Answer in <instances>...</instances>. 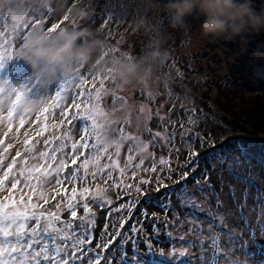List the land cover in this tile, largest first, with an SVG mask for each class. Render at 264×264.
Instances as JSON below:
<instances>
[{"label":"snow or ice","instance_id":"snow-or-ice-1","mask_svg":"<svg viewBox=\"0 0 264 264\" xmlns=\"http://www.w3.org/2000/svg\"><path fill=\"white\" fill-rule=\"evenodd\" d=\"M19 8L20 5L17 4L16 10L0 14V264H113L114 257H118L122 264H133V261L135 264H145L143 253L139 258H129L124 245L131 243V248L139 252L136 234L141 233L149 251L154 252L151 240L142 227L133 226L131 236L122 235L119 229L124 228L127 219L121 220L118 228L113 224L117 230L114 235L109 233L111 239L106 243L98 242L93 247V232L97 225V214L93 205L104 208L113 204V200L107 197L108 188L130 189L145 198L150 193L145 191L142 185L156 184V193H160L161 188H169L160 178V174L173 171L170 159L159 158L158 164L161 167L158 168L154 153L149 151L150 146L160 144L161 141L157 138L161 137V132L157 131L153 135L152 129L145 126L144 131L150 137L149 141L145 142L131 132V119L125 121L129 128L126 132L121 126L125 122L112 118L103 107L102 96V93H108L105 82L114 80L111 76L96 78L90 74L85 75L82 72V69H85L83 67L75 77L78 81L75 94L62 82H57L52 87L42 86L33 75L31 67L15 55L18 47L15 41H19V45L22 44L27 33L36 25L50 24L44 27L45 30L55 31L69 20L65 16L52 23L47 14L41 13L40 18L32 15L29 22L19 24L18 28H15L19 23ZM53 11L49 5L47 13ZM72 24L75 26L76 21ZM92 81H98V84ZM89 85L90 90H86ZM57 110L61 116L59 121L54 119ZM139 111L144 113L145 109L141 107ZM155 119L167 123L164 117L158 114ZM190 122L195 123L191 120ZM22 129H25L23 138ZM76 129L80 132L78 137L74 136ZM187 131H182V138L203 140L196 133L188 137ZM33 133L40 139H35ZM169 136L174 142L176 133L170 132ZM164 143H168L167 138ZM41 145L42 147L38 148ZM191 146L189 143L188 147ZM12 149L15 151H10ZM122 149L127 153L123 166L120 160ZM176 151L180 150L177 148ZM191 155L198 157L199 153L192 151ZM219 155L221 166L227 167L229 174L235 179L254 188L259 187L246 173L241 174L226 165L223 156L227 153ZM146 160L150 167H143ZM261 164L264 165V160H261ZM141 171L157 175L155 179L144 178L140 175ZM192 171H195V168ZM114 173H118L117 178H114ZM188 175V172H184L180 180H187ZM126 177L136 180L135 185L126 183ZM204 177L203 184L196 182L195 190L177 180L175 183L180 185L179 189L165 191L162 195L169 197V202L165 204L161 201L160 206L171 208L170 197L174 194L182 207L187 206L190 210L203 212L202 205L196 200V194L210 192L218 207H223L207 172H204ZM98 180H102L103 184H94ZM217 180L223 183L219 174ZM124 194L132 196L134 201L127 207L135 209L140 200L132 195L131 191H125ZM230 199L239 203L235 195ZM50 200L55 203L46 207ZM125 207L126 205L121 204L115 210L119 212ZM142 214L148 215L147 212ZM131 215L129 211L128 217ZM240 215L244 217L243 212ZM164 220L167 223V217ZM152 226L154 232L159 233L155 224ZM107 227L108 225L104 224V228ZM217 227L224 229L221 223H218ZM204 231L199 227L201 236L194 240L180 236L182 245L187 247L183 248L176 258L186 256L187 248L195 245L200 247L202 253L199 264H222V260H226L227 264H243L242 261L232 260L226 253L221 252V239L212 231L211 226L207 229L210 239L202 236ZM225 231L229 247L242 251L243 238L240 233H233L230 229ZM188 232H193V228L190 227ZM104 234L101 232L100 236L103 237ZM167 235L172 237L173 234L168 232ZM117 237H120L119 241ZM156 238L159 240V236ZM114 242L119 247H112ZM152 264L165 262L153 261ZM167 264H172V261H167ZM182 264H192V259H186Z\"/></svg>","mask_w":264,"mask_h":264},{"label":"rangeland","instance_id":"rangeland-1","mask_svg":"<svg viewBox=\"0 0 264 264\" xmlns=\"http://www.w3.org/2000/svg\"><path fill=\"white\" fill-rule=\"evenodd\" d=\"M68 2L71 5L75 0H68ZM128 3L129 0H80L78 6L82 9L83 14L77 19L75 26L81 29L90 28L94 31L101 29V35L110 41L116 53L126 54L130 58L139 56L149 45L156 47L159 46V42H163V47L170 53V59L166 66H171L174 76L173 82L168 88L165 89L161 87L158 92L149 96V93L143 88H129L122 85L117 80L109 79L105 82L108 93H102V96L103 107L109 112L112 118L122 122L131 119L133 125L131 132L134 135L140 136L145 142H148L150 139L148 133L144 131L145 126L152 129L153 135L157 131L161 132V137L157 138L161 141L160 144L154 147L150 146L149 151L154 153L158 168L161 167L158 164L159 158L164 157L170 159L173 171L160 174V178L163 182L169 185L167 190L161 188V192L156 193V184L150 183L148 185H142L144 190L150 193L147 198L130 189L108 188L107 197L113 200V204L106 205L104 208L93 205V209L97 214V225L93 232V247L98 242L106 243L108 239H111L109 233L114 235L117 230L113 227V224L115 223L118 228L119 222L127 219L124 228L119 229L122 235L126 234L131 236V228L133 226H138L142 227L150 238H153L156 232H154L152 225L155 224V227L159 229L158 234L168 239V242L166 241L162 248L156 244L152 247L156 249L155 252L158 255L165 253V257L169 258V260H176L173 264H182L184 260L189 258L192 259V264H199V257L202 255L199 246L194 245L188 247L186 256H180L178 259L176 258L179 256V252L187 247V245H182L179 237L186 236L189 240L197 239L201 236L199 227H202L205 230L202 236L210 239L207 229L211 226L212 231L221 239L220 248L222 253H226L232 260L242 261L243 264H264V197L261 198L258 194L257 203H255V201L253 202L255 205L242 202V197L244 200H247L246 194H248V187H250V185L236 180L229 174L228 168L221 166V158H210L213 153H218L220 150H210L204 157L201 154H199L198 157H193L191 155L192 151L199 152L202 148H206L207 144L211 147V141L205 143L201 134L193 130L194 123H191L190 120L195 121L198 113L201 112L199 106L202 100L196 97V94H194L195 90H193L194 87L188 84V80L192 79V77V80L196 78L197 82L195 81L194 85H197L198 90L201 92L207 90V85L211 87V83L214 82L213 76L218 73H220L219 79L225 83L227 82L226 85L232 84L231 80L225 81L226 79H224L222 74L230 70L231 64L229 60H234L236 56L227 55L225 47L222 49L217 47L221 42L219 39L226 43L228 39L227 36L221 35V38L215 37L217 41L212 39L214 47L217 49L213 51L212 49L215 48H212L210 51L208 49V42L211 41V39H209L211 35L205 37L199 32L200 26L205 18L201 15H195L194 17L187 16L185 17V21L188 27L175 28L176 26L173 25L168 13L163 8L167 0H160V9L155 11L149 10L145 14L144 26L134 29L132 27L134 13L128 6ZM52 8L54 10V6H52ZM41 13L47 14L52 23H56L63 18V16L58 14L55 10L52 13H47V8L43 9ZM41 13L36 16L40 18ZM67 24H69V22H66L64 25ZM47 26H50V24L44 25V27ZM255 32L256 31H253V34ZM9 33L11 34V29H9ZM15 43L19 47V41H15ZM190 47H192L193 51L187 53L188 61L185 62L183 58H185L186 50ZM228 57H232V59H228ZM211 62L214 64L213 67H211ZM256 68L260 71L258 62H256ZM82 72H84L85 75H93L87 66H85V69H82ZM260 72H264V67ZM208 80L209 82L206 83ZM92 82L98 84V81ZM77 83L78 81L74 78L71 84H66V86L72 90V94H75L77 91ZM54 85L55 84L50 87ZM213 89L216 91L217 85L213 87ZM86 90H90V85ZM241 90H244L245 96L247 97L255 95L264 97V83L249 85ZM261 103L263 104L262 110L264 112V100L261 101ZM141 107L145 109L144 113H140L139 110ZM157 114L164 117L167 123L157 121L155 119ZM149 117H151V119H149ZM54 119L56 121L61 119L58 110ZM49 122H51V120ZM121 126L124 127L126 132L129 130L126 122L122 123ZM65 127H67V125H65ZM25 128L27 129L28 125H26ZM183 130H188V137H191L192 133H196L197 136L203 138V140L201 141L199 138L191 140L182 138L181 133ZM24 131L25 129L21 130V138H23L22 133ZM173 131L176 133L174 142L169 136V133ZM79 134L80 132L78 129L74 130L75 137H78ZM33 136L35 139H40L39 137H35L34 133ZM165 138L168 139L167 144L164 143ZM189 143L192 145L191 148L188 147ZM40 147H42V145L38 146V148ZM177 148L180 150L179 152L176 151ZM10 151L14 152L15 149ZM126 155V150L122 149L120 156L121 166H123L126 161ZM248 158L250 159L248 162L234 161V168L232 169L236 172L240 171L241 174L246 173L247 176H250L253 173L252 168L249 167V164H252L250 163L252 159L250 157ZM223 160L225 163L228 162L227 155L223 156ZM255 164L257 165V163ZM150 166L151 165L146 160L143 167ZM222 167L225 169L221 170ZM175 168L178 170L176 171ZM193 168H195V171H192ZM184 172L189 173L188 178L187 180H180ZM204 172L208 173V179L219 196V187L225 191L224 193L226 195L223 194L224 196L220 197L221 200L224 201L222 202L223 207H218L215 198L210 192H197L196 194V200L202 205L204 209L203 212L199 210H190L187 206L182 207L174 194L170 197L171 208L165 209L160 206L161 201L165 204L169 202V197L162 195L165 191L171 192L174 188L179 189L180 185L175 183L177 180H180V184L186 183L190 189L195 190L194 186L197 181L201 184L205 182ZM209 172L211 173L209 174ZM217 174L222 177V184L217 180ZM140 175L144 178L155 179L157 174L151 172L144 173L141 171ZM117 176L118 173H114V178H117ZM130 176L131 173L129 172L128 177ZM128 177L125 178V182L135 185L136 180ZM193 177H195V179H193ZM257 180L264 186V174L257 177ZM95 183L103 184V181L98 180L95 181L94 184ZM109 184H111V181H109ZM233 185H237V189H235ZM80 186L83 185H78V187ZM229 186L235 189L230 196L227 191V187ZM68 187L70 188L71 185H68ZM125 191H131L132 195L140 200V203L136 205L135 209H129L127 207L128 204L134 201L132 200V196L124 194ZM227 195L229 197H227ZM233 195H235L236 201L239 203L230 199ZM121 198H123V200L118 202ZM54 203L55 201L50 200L49 205H46V207H50ZM121 204L126 205V207L121 208L120 211L117 212L115 209L119 208ZM129 211L132 213L131 217H128ZM143 212H147L148 215L144 216L142 214ZM241 212L244 213L243 218L240 215ZM153 213L155 216H153ZM156 217L160 219L157 220ZM165 217H167V223H165ZM218 223L223 224L224 229L217 227ZM104 224L108 225L107 229L104 228ZM181 225L183 226L180 227ZM190 227L193 228V232L191 233L188 232ZM225 229H230L233 233H240L243 238L242 251H235L233 247H229L227 243L228 236ZM101 232L105 233L103 237L100 236ZM168 232L173 234L172 237H168ZM141 236V233L136 234L139 252L131 248V243L124 245V249L128 253L129 258L133 256L139 258L141 253H143L145 264H152L149 258L154 253L145 249L148 247L147 244L142 242L140 244V241H143ZM119 240L120 237H117V241ZM169 241L172 242L170 243ZM112 247H119V245L114 242ZM205 247H207V245H205ZM168 254H170V256ZM203 254L207 255V253ZM105 255H110V253H105ZM113 264H122V262L119 261L118 257H114ZM133 264H135V261H133ZM222 264H227V261L222 260Z\"/></svg>","mask_w":264,"mask_h":264},{"label":"clouds","instance_id":"clouds-1","mask_svg":"<svg viewBox=\"0 0 264 264\" xmlns=\"http://www.w3.org/2000/svg\"><path fill=\"white\" fill-rule=\"evenodd\" d=\"M17 11L19 24L27 23L32 15H37L49 5L68 17L69 24L55 31H47L44 26H34L16 48L15 55L25 61L33 75L44 87L57 82L71 84L78 70L87 66L96 78L111 76L129 88H143L149 94L168 88L174 79L172 68L167 65L169 51L163 47L149 45L139 56L128 57L117 54L110 41L101 35L102 30L78 28L72 22L83 14L78 6L80 0L71 5L68 0H0V14ZM133 10L134 29L145 24V14L149 10H159L160 0H129ZM163 8L174 26L187 28L185 17L201 15L205 19L199 32L203 36H242L248 31L264 30V10L257 12L252 0H167Z\"/></svg>","mask_w":264,"mask_h":264},{"label":"trees","instance_id":"trees-1","mask_svg":"<svg viewBox=\"0 0 264 264\" xmlns=\"http://www.w3.org/2000/svg\"><path fill=\"white\" fill-rule=\"evenodd\" d=\"M252 6L257 12H260L264 10V0H252ZM195 15L191 16L194 17ZM177 27L181 28V26L175 28ZM219 36L211 35L209 38L211 39L208 42L210 51L215 48L212 39L217 41L215 37H222ZM227 38L229 40L227 39L226 43L219 39L221 42L217 47L219 49L225 47L227 55L236 56L234 60L232 57H228V59H232L229 60L231 68L222 74L226 79L225 81L231 80L232 84L226 85L227 82L225 83L219 79L220 73H218L213 76L215 83H211V87L207 85V90L201 92L198 90L197 85H194L196 78L192 80V77L188 80V84L194 87L196 97L202 100L199 106L201 112L198 113L197 117H201L203 120H197L196 117L193 130L198 131L204 137L206 143L211 141V147L207 144L208 147L202 148L198 152L203 157L210 150H220L218 153H213L210 158L217 157L220 159L219 154L227 153L228 162L226 165H230L232 168H234V161L236 160L248 162L250 160L248 157L252 159L250 162L252 164H249V167L252 168L253 173L250 177L259 187H248V194L244 193L247 200H244L243 197L241 200L244 203L255 205L253 202L257 203L258 194L261 198L264 197V186L257 180V177L264 174V165L260 163V160H264V112L261 103L264 97L258 95L247 97L244 90L241 89L249 85L264 83V72H260L264 67V30L256 31L254 34L253 31H248L243 33L242 36H227ZM191 51H193L192 47L186 50L185 58H183L185 62L188 61L187 53ZM256 62L259 63L260 71L256 68ZM213 66L214 64L211 62V67ZM208 82L209 80L206 83ZM216 85L217 89L215 91L213 87ZM222 169L225 168L222 167ZM237 172L241 173L240 171ZM233 186L237 189V185ZM230 187H227L229 196L235 191L233 187ZM219 192L220 197L226 195L221 187H219ZM229 196L227 195V197ZM141 237L143 240V236Z\"/></svg>","mask_w":264,"mask_h":264}]
</instances>
